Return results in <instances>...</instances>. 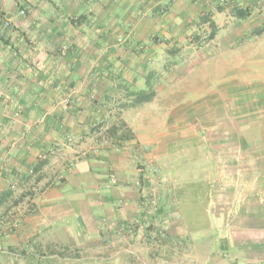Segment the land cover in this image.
Listing matches in <instances>:
<instances>
[{
	"label": "crops",
	"instance_id": "crops-1",
	"mask_svg": "<svg viewBox=\"0 0 264 264\" xmlns=\"http://www.w3.org/2000/svg\"><path fill=\"white\" fill-rule=\"evenodd\" d=\"M222 3L264 10V0H0V264H264V227L226 243L209 225L190 227L169 232L164 247L156 234L118 231L142 207L138 172L127 166L162 140L156 114H179L187 126L198 104L227 113V93L180 100L191 86L183 68L212 60L196 36L208 15L227 12L216 11ZM247 28H227L223 45L236 47ZM163 66L167 78L177 74L168 110L158 102ZM149 86L154 98L136 102ZM206 197L189 200L202 223Z\"/></svg>",
	"mask_w": 264,
	"mask_h": 264
},
{
	"label": "rangeland",
	"instance_id": "rangeland-1",
	"mask_svg": "<svg viewBox=\"0 0 264 264\" xmlns=\"http://www.w3.org/2000/svg\"><path fill=\"white\" fill-rule=\"evenodd\" d=\"M20 6L18 12L24 8ZM255 7L254 10L237 3H222L216 11L227 9V12L216 20L212 14L208 15V30L197 34L196 41L204 45L209 42L205 51L212 60L183 68L182 73L186 75L183 78L191 80L188 83L191 86L181 94L180 100L201 102L199 99L206 97L211 101L218 93L221 97H224L223 93L226 97L227 93V113L220 116L215 111L205 112L203 104H198L190 116L192 123L188 120L187 126L181 125L179 114L165 111L156 114V119L161 121L162 140L147 145L140 154H133L127 166L128 174L133 170L138 172V201L143 208L139 211L137 208V220L119 226L120 233L140 230L156 234L162 237L164 247L169 232H181L190 227L197 229L209 225L211 231L219 230L228 235L224 243L232 236L241 237L244 230L264 227V221L255 223L256 217L260 221L264 219L261 217L264 216V32H259L264 28V10L261 3ZM239 10L246 11L248 16L240 17ZM250 10L255 12L252 20L247 19ZM251 25V31L240 35L236 47L230 49L223 45L229 41L227 28H249ZM216 56L217 60H213ZM185 59L189 60V57ZM167 65L169 69L170 63ZM162 69V97L158 102L168 110L176 100L175 86L171 90L175 94L173 97L169 89L177 74L167 78V67ZM141 92L151 99L141 101ZM155 94L149 86L137 93L136 102H149ZM124 130L127 134V128ZM138 148L141 149V145ZM109 180L116 183V175L109 174ZM171 185L176 189L170 190ZM206 186L209 190L201 189ZM191 187L197 189L189 190ZM206 194V217L209 218L202 223L197 219L201 209L190 205L189 200L194 196L198 200ZM157 240L152 238L151 242ZM173 242V246L183 252L184 238Z\"/></svg>",
	"mask_w": 264,
	"mask_h": 264
},
{
	"label": "trees",
	"instance_id": "trees-1",
	"mask_svg": "<svg viewBox=\"0 0 264 264\" xmlns=\"http://www.w3.org/2000/svg\"><path fill=\"white\" fill-rule=\"evenodd\" d=\"M240 17H245V16H248L247 12L246 11H241L239 10V12L237 13ZM260 33H263L264 32V28L262 30L259 31ZM214 37V34H212V38ZM139 97L141 98V101H148L150 98L149 95H146L145 92H141L139 93Z\"/></svg>",
	"mask_w": 264,
	"mask_h": 264
},
{
	"label": "built area",
	"instance_id": "built-area-1",
	"mask_svg": "<svg viewBox=\"0 0 264 264\" xmlns=\"http://www.w3.org/2000/svg\"><path fill=\"white\" fill-rule=\"evenodd\" d=\"M19 13H20V15L25 16L26 15V9L25 8H22L19 11ZM3 23H4L5 26H10L11 25L10 20H5Z\"/></svg>",
	"mask_w": 264,
	"mask_h": 264
}]
</instances>
